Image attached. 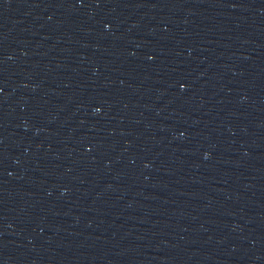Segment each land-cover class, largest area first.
<instances>
[{
	"label": "water",
	"instance_id": "water-1",
	"mask_svg": "<svg viewBox=\"0 0 264 264\" xmlns=\"http://www.w3.org/2000/svg\"><path fill=\"white\" fill-rule=\"evenodd\" d=\"M0 264H215L98 147L1 8Z\"/></svg>",
	"mask_w": 264,
	"mask_h": 264
}]
</instances>
